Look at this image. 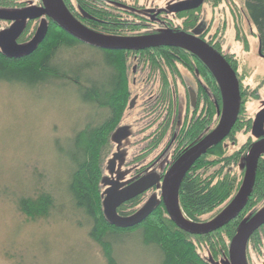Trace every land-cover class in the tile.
<instances>
[{"label":"rangeland","instance_id":"rangeland-1","mask_svg":"<svg viewBox=\"0 0 264 264\" xmlns=\"http://www.w3.org/2000/svg\"><path fill=\"white\" fill-rule=\"evenodd\" d=\"M28 3L30 6L41 5V0H29ZM136 3L146 5V0ZM245 6L246 0H208L199 12L204 23L211 27L207 39L221 41L223 51L238 58V77L244 88L249 93L259 91L258 99L249 97L246 103V117L252 118L250 134L240 131L236 144L232 140L226 141L230 152L240 149L254 137V119L264 107V57L259 52L258 32ZM43 21L45 18L32 23V37ZM10 24L0 22V31ZM59 53L56 61L68 62L73 67L100 62L102 55L86 44L62 48ZM98 69H103L101 63ZM99 71L87 72L96 77L100 75ZM143 71L148 75L155 74V70L148 71L146 66ZM127 72L130 81L131 66ZM184 72L191 81L192 74L187 70ZM77 91L76 85L62 79H52L35 87L0 82V264H108L104 249L90 236L91 219L74 206L69 192L73 163L62 151L72 144L76 132L89 122L100 123L105 113L97 106L83 104ZM180 91L183 109L189 98L182 88ZM138 109L139 106L132 111L129 108L124 113L111 136V149L105 159V174L124 183L131 180L136 169L149 158V154H144L146 142L135 122ZM217 116L220 119L218 112L213 128L218 125ZM120 130L124 134L118 139ZM111 165H114L113 169ZM162 165L156 170L160 171ZM230 169L238 171L243 183L246 166L239 170L232 164ZM158 189L153 190L147 200L155 195L160 198ZM44 191L55 197V206L48 216L30 218L21 212L18 205L22 197L33 198ZM211 216L205 215L202 219L208 221ZM110 239L114 241V255L122 264H161L160 249L147 244L141 231ZM261 239L264 244V233ZM247 252L248 264H264V245L253 246L251 242ZM219 260L222 262L224 257Z\"/></svg>","mask_w":264,"mask_h":264},{"label":"trees","instance_id":"trees-1","mask_svg":"<svg viewBox=\"0 0 264 264\" xmlns=\"http://www.w3.org/2000/svg\"><path fill=\"white\" fill-rule=\"evenodd\" d=\"M28 1L0 0V8L23 9L30 6ZM65 2L68 8H71L70 0H65ZM78 2H81L84 7L83 0H78ZM245 7L251 22L257 29L259 43L264 53V0H246ZM85 9L87 8L85 7ZM87 11L92 12L94 17L99 20L107 21L100 25L97 24L98 26L95 29L99 28L112 34L121 31L112 23L115 19L110 13H105L103 10L94 12L93 9H87ZM36 20H28L26 28L18 40L19 42L21 40L26 42L33 38V32L30 28ZM45 20L49 21L48 34L33 53L13 58L4 55L0 48V82L20 83L27 87H35L39 84L48 83L52 79L66 80L77 86V92L83 104L94 108L97 106L100 112H105L104 119L100 123L93 124V122H89L82 130L76 132L72 144L69 147L66 146L67 149L64 148L62 152L69 162L73 163L68 185L74 206L82 210L91 219L90 236L104 249L108 264H122L114 255V241L110 237L121 236L123 233L133 234L136 231L143 232L144 241L147 244L160 249L161 264H225L229 256L230 242L237 229L245 219L254 215L264 204V156L259 160L254 191L243 212L229 224L210 234L195 235L187 233L174 223L169 213H167L165 204L162 202L142 223L129 228H120L111 224L105 216L103 205L105 197L103 189L107 186L103 181L106 173L105 159L111 149V136L121 123L124 113L129 109L131 88L127 81L128 68L134 63L146 61L145 66L152 65L158 70V74L162 73L164 79H167L168 74L174 72L169 69L173 61L172 58L186 57L188 60L192 58V62L186 59L185 65L192 72L199 71L201 76L210 79V83H214L215 99L221 103L220 89L211 69L196 54L183 48L171 46H159V48H148L145 51L137 52L96 48L102 54L100 62L99 60L94 63L87 62L77 67L70 66L68 62L59 63L56 59L62 48L71 49L86 43L78 41L53 20L48 18H45ZM0 22L12 23L5 20H0ZM117 26L121 27V24ZM122 26L124 31L128 29L127 25ZM245 44L248 45V42L245 41ZM238 61V58L234 57L230 61L232 67L237 71V75ZM99 63L103 66L101 71L98 69ZM187 68L184 69L189 71ZM94 69L99 71L100 76L93 77L87 72ZM238 78L240 79V77ZM240 88L242 106L236 125L226 139L219 145L209 149L206 154L197 160L187 172L179 189V202H181L182 211L188 219L195 222L203 221L202 218L205 215H212L211 218H213L221 213L222 209L232 202V198L237 194L242 184V179L237 175L238 171L236 169L232 170L230 167L234 164L239 167V170H243L242 164L244 163L245 154L251 148L255 137H250L240 149L233 152H230L226 141L232 140L231 142L236 144L240 131L244 134H250L252 118L246 117V103L249 97L258 99L259 91L256 89L249 93L247 88H244L242 80H240ZM207 101L209 103L207 123L202 124L201 121L196 123V132L193 135H187V141L180 142V146L184 145V148L176 153L174 159L186 150L188 143L192 144L204 137L202 133L206 128H209L211 122L216 124L217 119L216 121L214 119L217 115V105L215 101L209 98H207ZM147 111H150V109H147ZM141 132L144 139H146L147 133L145 130H141ZM160 140L161 138L159 142ZM153 144H157V141L152 140L151 145ZM146 153L145 151L144 154ZM149 164L143 163L139 166L133 178L146 173ZM240 166H242V169H240ZM157 188H151L145 191L144 194L122 203V206L118 208L119 215L130 216L143 208L150 193ZM18 206L21 212H24L30 218L45 217L54 208L55 197L50 192L44 191L33 198L22 197ZM263 229L264 225L256 230L249 243L253 241L255 235L259 234V230ZM257 238L258 242L262 240L260 235ZM223 257L224 260L220 262L219 258Z\"/></svg>","mask_w":264,"mask_h":264},{"label":"water","instance_id":"water-1","mask_svg":"<svg viewBox=\"0 0 264 264\" xmlns=\"http://www.w3.org/2000/svg\"><path fill=\"white\" fill-rule=\"evenodd\" d=\"M203 1H185L180 5V8H196ZM40 18L53 20L78 41H83L90 46L103 50L137 51L159 46L182 47L205 61L213 72L221 89L222 107L218 111L220 115L218 125L177 157L175 162L165 172L163 178L159 177L156 173H149L133 178L124 184L117 180H109L108 177L103 179L104 183L110 186L104 193L103 205L105 216L111 224L120 228L134 227L142 223L155 210L157 205L162 202L165 204L167 213H169L175 224L189 234L201 235L210 234L223 228V226L229 224L243 212L254 191L259 160L264 156V138L255 141L245 154L244 163L242 164L243 167L246 166L243 183L237 194L232 198V202L223 208L221 213L211 218V220L195 222L186 217L182 211L181 202H179V189L187 172L202 155L206 154L209 149L219 145V143L229 136L237 123L242 106L240 79L235 69L227 58L214 46H211L207 41L198 36L201 30L196 29L192 34L183 31H170L137 37L102 34L89 29L82 21L80 22L70 8H68L65 0H41V5L27 6L23 9L9 10L0 8V20L13 22L10 27L0 31V48L2 53L16 58L36 51L48 34L49 21L42 22L31 40L26 43H20L18 40L26 28L28 20ZM259 52L264 56L261 47ZM189 91L190 102L195 106L197 103V91L193 89ZM134 102L135 99L131 101V107L135 105ZM254 121L252 132L254 136L261 137L264 134V107L261 108ZM123 134L124 131L120 130L116 138L119 139ZM111 168L113 169L114 165H111ZM157 185L161 192L159 194L160 198L157 195L151 197L143 208L130 216L119 215L118 208L122 206V203L144 194L145 191ZM263 225L264 206L255 212L254 215L245 219L237 229V233L230 242L229 259L225 264H248L247 250L249 241L256 233V230Z\"/></svg>","mask_w":264,"mask_h":264},{"label":"flooded vegetation","instance_id":"flooded-vegetation-1","mask_svg":"<svg viewBox=\"0 0 264 264\" xmlns=\"http://www.w3.org/2000/svg\"><path fill=\"white\" fill-rule=\"evenodd\" d=\"M136 1L137 0H83V4H84L83 7L81 5V2L79 3L78 0H70V6H71L70 10L74 14V16L80 22L82 21V23H84V25L87 26L89 29L91 30L93 29L102 34L106 33L113 36L117 35L121 37H126V36L137 37V36L154 35L163 32H170V31L173 32L183 31L192 34L196 29H199L201 30V33L198 34V36L201 39H204L211 46H214V48H216L223 56H225V58H227L229 63L233 59L234 57L233 54L223 51V49L221 48L222 46L220 45L221 41L214 42V40L207 39L208 34L211 31V27L210 26L208 27L204 23L205 22L204 17L203 15L201 17V14L199 12L201 11L202 7L206 3H208V0H204L199 7L191 8V9L180 8V5L183 2L189 0H146L145 3L146 5H135L137 4ZM85 7L88 10L93 9L94 12L103 10L105 13L107 12L110 13L112 16H114L113 19H115L112 23H114L116 28H118L121 31L112 34L106 31L104 32L102 31V29L99 28L95 29L98 26L97 24L100 25L103 22H107V21L106 20L102 21L94 17L92 12L87 11ZM76 10L78 12H75ZM12 24L13 22L10 24V26ZM118 24H121V27H118L117 26ZM122 25H127L128 29L124 31ZM150 48H156V47H150ZM176 48H180V47H176ZM137 51H145V50H137ZM186 59L188 60V58L186 57L172 58L173 61L169 69L174 72L168 74L167 77L168 80L164 79V75H161L162 73L157 74L156 72H158V70H156L155 67H153L152 65H149L148 71L155 70L154 71L155 74L153 75L145 74L146 72H144L143 70L145 69V65L147 63L146 61L134 63L131 66L133 72H132V80L130 81L132 82V85L131 82L128 81L129 78L127 77V81L130 84V88L132 86L129 93L131 98L128 105L131 111L136 110L138 106L140 107V109L137 110L135 122L136 124L139 125L140 131L145 130V132L147 133L146 134L147 138L145 139L146 142L145 151L147 152L146 154H149L147 163L150 164L146 168V173H143V175L149 173H156L159 177L163 178L165 172L177 159V158L174 159L176 153H178L184 148V145H182V147L180 146L181 145L180 142H183V140L187 141L186 136L193 135L196 132L195 131L197 125L196 123L198 121H201L202 124H205V122L207 123V120L209 119V117H207L208 115L207 113L209 111L208 108L209 103L207 101V98H209L212 101H215L217 105V112L222 107V102L220 103L215 99L216 90L214 87V83H210L211 82L210 79L201 76L199 71L192 72V70L189 67L187 68V66L185 65L187 61ZM200 59L203 60L201 57ZM188 61L192 62L193 59L190 58ZM184 68L189 69L188 72L192 74L190 78L192 82L187 80L188 75H186V73L184 72L186 71ZM180 88H182L183 91H185V95L189 98V103L187 105H184L183 109L181 107L182 105L180 102V96H182ZM218 88L220 89L219 84H218ZM191 89L197 91V98H196L197 103L195 106H193L192 103L190 102L189 90ZM220 93H221V89H220ZM131 99L132 100L135 99L134 102L135 105L133 107H131L130 105L132 101ZM221 100H222V96H221ZM147 109H150V111H147ZM213 124L214 123H212L209 126V128H206V130L203 131L202 134L204 135V137L207 135V133H209L214 129L212 127ZM254 137L255 140L252 142V144L255 141L263 139L264 134L261 137H256V136ZM160 138L161 140L159 142ZM152 140H156L157 144L151 145ZM197 141L193 142L192 144L188 143L186 145V149L189 148L191 145L195 144ZM160 165H162L159 168L160 171H157L156 168L159 167ZM143 175H138V177H141ZM104 176L105 178L108 177L109 180L110 179L117 180L116 178H113V176H108L106 174ZM122 183L124 184V182ZM109 187L110 186L107 185L105 189L107 190ZM154 187L157 188L158 185ZM263 233H264V229L259 230L258 235H260V238L263 235ZM258 235H255V238H253L252 241L253 246L264 245L262 241L260 242L257 241Z\"/></svg>","mask_w":264,"mask_h":264}]
</instances>
